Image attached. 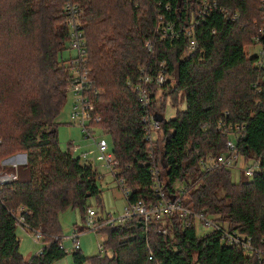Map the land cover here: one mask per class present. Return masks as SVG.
<instances>
[{
  "label": "trees",
  "instance_id": "trees-1",
  "mask_svg": "<svg viewBox=\"0 0 264 264\" xmlns=\"http://www.w3.org/2000/svg\"><path fill=\"white\" fill-rule=\"evenodd\" d=\"M68 1L82 10L85 68L93 85L88 98L100 116L97 128L111 141L118 179L130 191L128 204L155 203L151 171L157 168L166 194L175 195L177 185L186 188L183 207L264 249V83L257 93L262 71L246 52L264 29V0H206L216 7L197 20L192 52L184 32L204 0ZM66 2L0 0V160L19 152L27 159L11 172L16 180L0 185V264L65 258L60 213L79 208L83 217L92 197L101 205L96 170L71 155V144L61 151L57 140L56 120L70 76L68 59L61 57L68 50ZM159 18L174 26L172 39L170 31L161 39ZM161 64L165 84L145 86L148 112L162 118L161 133L151 144L144 140L139 98L127 83L138 81L140 68L157 75ZM167 100L184 103L185 109L166 120ZM218 123L245 128L235 144L245 162H259V173L250 180L237 183L230 170L199 167L200 160L226 150L229 138L217 130ZM19 215L27 229L42 234L43 248L27 261L19 254ZM196 225L187 226L178 214L148 222L135 215L96 230L102 238L99 253L86 258L79 249L71 254L72 264H261L255 255L222 244L214 230L197 234Z\"/></svg>",
  "mask_w": 264,
  "mask_h": 264
},
{
  "label": "built area",
  "instance_id": "built-area-1",
  "mask_svg": "<svg viewBox=\"0 0 264 264\" xmlns=\"http://www.w3.org/2000/svg\"><path fill=\"white\" fill-rule=\"evenodd\" d=\"M65 3L63 8V15L65 17V26L69 30V39H68V49L70 52H75L73 56H69L65 65L69 67V80H68V93L71 94L73 103L70 109V121L73 125H77L86 139H90L92 135L97 131L99 132V128H97V123L100 121V116L94 113V104L88 98V93L92 92L93 85L92 81L89 77V72L86 70V43L84 39V32L81 24V18L83 16L82 10L78 5L70 3L68 0ZM216 7V3L213 2L210 4L206 0H204L197 10V16L195 19L191 20L188 24L189 27L185 29V36L189 39L187 44L188 52L194 51L196 47V27L197 20L204 19L207 13L211 12L212 9ZM222 14H225L221 10ZM238 18L237 14H233L231 19L232 21ZM160 27L158 28V32L161 33V39H163L166 35V32L170 31V39L174 37L173 29L174 26H170V24L163 25L162 18H159ZM260 36L255 40V45L259 47L258 55L255 56L257 59L255 61L256 68L262 71V78L259 83L254 85L255 91L259 93L260 86L264 83V29L259 31ZM145 49L148 53L152 52V42L146 40ZM159 72L155 76H151L146 73V69L140 68V77L137 82H128V87L133 90V93L137 94L139 98V103L142 111L144 112V117L142 119L143 123V132H144V140L149 141L153 144L156 141L155 134L161 133L160 123L155 121L153 117V113H149L148 110L150 108V98H148L147 90L145 88L146 85L155 84L156 86H161L165 84L167 77L164 74V66L160 65ZM94 94H97V91L94 90ZM217 130L222 132L223 136H228L229 141L226 142V150L224 153L219 154L218 156H208L204 160H200L199 167L205 172L211 169H218L219 167L232 170L238 161H242L246 165V167L242 170V173L247 178H252L255 174L259 173L260 165L259 162L254 159H248L245 162L242 156L236 149L235 140L238 136L245 130V128L239 125H226L222 123H218ZM95 142V149L88 153H79L78 157L80 159L81 164L94 168V161L90 159V155L93 152L97 153L96 160L99 161L100 164L103 165L107 170L111 172L113 175L114 181L117 184V187L122 192L123 198L126 200V207L124 208V214L118 220H113L111 215H106V217H97V214L89 209L86 211L85 215V230H99L102 227H107V225L116 226L121 225L124 221L129 220L135 215H139L144 217L145 222L153 218H163L166 214H178L182 221L187 226L192 225V223L196 222L203 228H208L209 230H214L219 233V237H221V243L230 247L240 248L247 256L255 255L258 259L259 263L264 264V249L257 248L253 245L250 238L246 236H241L239 232L231 231L227 229L225 226L216 223L214 218L204 217L202 215H196L190 210L183 207L182 204V195L186 191V188L183 186L177 185L176 194L168 195L163 191V183L158 180V176L160 171L157 168H153L151 171V191L154 193V197H156V201L150 202L148 205L139 200L134 202V204H128V197L130 195V191L128 190L126 183L123 178L118 179L120 169H118V161L113 155L111 151V147L106 141V139L99 137ZM79 149V146H70L69 152L71 155H75L76 151ZM247 163V164H246ZM16 180V176L14 174H6L0 175V185H6V183L12 182ZM22 210V209H21ZM100 221V222H98ZM16 225L23 227L26 230L27 227L23 224V218L17 216ZM34 233V241L39 242L42 240V234L39 231ZM80 233L74 232L69 239L73 243V250L78 251L80 249V243L78 242ZM99 246V245H98ZM62 248V244L60 246ZM102 246H99V250ZM152 257H150L151 259Z\"/></svg>",
  "mask_w": 264,
  "mask_h": 264
},
{
  "label": "rangeland",
  "instance_id": "rangeland-1",
  "mask_svg": "<svg viewBox=\"0 0 264 264\" xmlns=\"http://www.w3.org/2000/svg\"><path fill=\"white\" fill-rule=\"evenodd\" d=\"M258 46L250 47L246 49L249 56H257L258 55ZM75 52H70L68 50H64L61 54V57L64 59H69V56H73ZM66 103L61 109L59 113V117L56 120L57 123V140L59 143V148L61 151L66 152L68 146H79V149L72 155L73 157L78 156L79 153H88L95 149V140L99 137L105 138L108 144L111 146V141L105 132L99 130V132H95L90 139H86L83 136L81 129L77 125H73L70 121V109L73 103L72 96L70 93H67ZM13 103L12 101L10 104ZM185 109V104L180 103L177 106H173L171 100H167L165 104V119H173L176 115L177 110L183 111ZM158 134H155V138L158 137ZM97 153L93 152L90 155V159L94 161V170H96L98 176L96 178V184L101 194L98 199L101 203L99 205L98 200L95 197H92L89 201H87L86 207L93 210L97 217H106V215H111L113 220H118L124 214L123 210L126 207V200L122 196L121 190L117 187V184L114 181L113 175L109 170L103 167L99 161L96 160ZM26 158L24 153L19 152L12 156H7L0 160V175L12 174L11 172L21 165L26 163ZM247 164V163H246ZM246 167L242 161H238L235 167L231 170V179L235 182L239 183L240 181H247L250 178H246L242 173V170ZM82 212L80 209H65L59 215V224L62 230L60 235V240L62 242V247L66 253L65 258L55 261L53 264H72V256L71 254L73 250V243L69 239L76 231L78 232V228H86L85 227V214L84 218L82 217ZM197 234H203L209 231L208 228H203L199 225H196ZM16 236L19 241V254L25 261L29 260L33 256L37 255L38 252L43 248V244L41 241L35 242L33 239V232L39 231H30L26 230L23 227H16ZM242 236V234H241ZM244 236V235H243ZM102 238L93 230H86L83 233H80L78 242L80 243V252L86 258H91L96 256L99 253V246H101ZM99 245V246H98Z\"/></svg>",
  "mask_w": 264,
  "mask_h": 264
},
{
  "label": "water",
  "instance_id": "water-1",
  "mask_svg": "<svg viewBox=\"0 0 264 264\" xmlns=\"http://www.w3.org/2000/svg\"><path fill=\"white\" fill-rule=\"evenodd\" d=\"M154 119H155V121H157V122H160V121L162 120V118H161V117L159 118L158 116H156ZM163 168H164V167H163Z\"/></svg>",
  "mask_w": 264,
  "mask_h": 264
},
{
  "label": "crops",
  "instance_id": "crops-1",
  "mask_svg": "<svg viewBox=\"0 0 264 264\" xmlns=\"http://www.w3.org/2000/svg\"><path fill=\"white\" fill-rule=\"evenodd\" d=\"M62 244V243H61ZM63 248V247H62ZM65 252V251H64Z\"/></svg>",
  "mask_w": 264,
  "mask_h": 264
}]
</instances>
